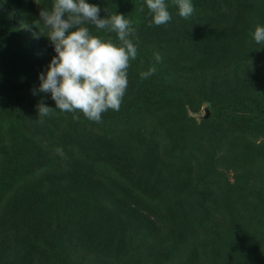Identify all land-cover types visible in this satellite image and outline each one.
Returning a JSON list of instances; mask_svg holds the SVG:
<instances>
[{"label":"rangeland","instance_id":"374dc122","mask_svg":"<svg viewBox=\"0 0 264 264\" xmlns=\"http://www.w3.org/2000/svg\"><path fill=\"white\" fill-rule=\"evenodd\" d=\"M87 2L130 19L138 45L100 123L39 118L56 106L39 91L53 0L0 4V264H264V0H192L187 18L165 0L161 26L146 0Z\"/></svg>","mask_w":264,"mask_h":264},{"label":"clouds","instance_id":"9594fccd","mask_svg":"<svg viewBox=\"0 0 264 264\" xmlns=\"http://www.w3.org/2000/svg\"><path fill=\"white\" fill-rule=\"evenodd\" d=\"M176 3L181 17L187 18L195 11L192 0ZM146 4L152 14L149 26L171 21L165 0H146ZM100 11L99 5L87 0H53L50 10L40 11L39 21L47 34L40 32L53 45L56 55L46 73L39 74V91L50 92L56 106L49 107L41 100L37 104L39 118L59 109L73 113L75 120H79V112L100 123L104 113L120 110L129 84L128 69L138 56V45L132 38L135 28L124 14L116 12L101 18ZM88 25L114 32L116 39L94 35ZM252 35L257 44L264 45V25L258 24ZM155 56L158 61L162 59L159 53ZM154 72V67L142 72L141 79Z\"/></svg>","mask_w":264,"mask_h":264},{"label":"trees","instance_id":"16d2710c","mask_svg":"<svg viewBox=\"0 0 264 264\" xmlns=\"http://www.w3.org/2000/svg\"><path fill=\"white\" fill-rule=\"evenodd\" d=\"M3 0H0V4L2 3ZM17 1V0H15ZM20 9V8H19ZM21 11V10H20ZM212 32V30H210ZM237 104H233L231 106H227L225 107L223 110H221V112L218 113V117L223 120L224 122L227 123H232V119L235 117L234 111L236 110ZM263 121V125H264V119ZM264 127V126H263ZM264 143V141H263Z\"/></svg>","mask_w":264,"mask_h":264},{"label":"water","instance_id":"95a60500","mask_svg":"<svg viewBox=\"0 0 264 264\" xmlns=\"http://www.w3.org/2000/svg\"><path fill=\"white\" fill-rule=\"evenodd\" d=\"M208 115H209V111H208V108L206 107L203 116L204 117H207Z\"/></svg>","mask_w":264,"mask_h":264}]
</instances>
